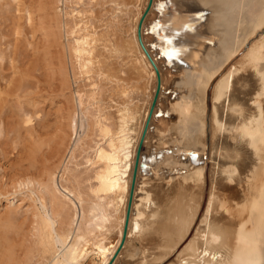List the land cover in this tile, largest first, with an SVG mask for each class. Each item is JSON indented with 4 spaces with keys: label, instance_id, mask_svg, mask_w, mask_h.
I'll list each match as a JSON object with an SVG mask.
<instances>
[{
    "label": "bare ground",
    "instance_id": "6f19581e",
    "mask_svg": "<svg viewBox=\"0 0 264 264\" xmlns=\"http://www.w3.org/2000/svg\"><path fill=\"white\" fill-rule=\"evenodd\" d=\"M13 1L16 12L21 9L28 10L24 0ZM53 1L58 3L61 0ZM199 2L203 6L197 5L196 0L168 2L152 0L150 13L154 17L148 19L147 24L143 23V28L150 29L149 35H152V41H157L155 46L147 45L150 55L159 68L174 63L173 66L181 73L178 87L183 86L185 90L184 95H180L174 103V109L178 113L176 135L162 133L158 141L160 146L154 149L150 146L146 155L143 153L139 156L126 239L140 233L150 203L153 202L152 195L147 189L142 192V196L136 198L139 175L145 170L144 167L148 172L154 173L162 165L166 171L177 170L186 181L183 191H186L188 207L177 216V219H174L172 231L169 230L171 236H174V243L169 241L171 250L194 227L191 236L183 244L184 247L180 248L184 253L182 251L177 255L175 253L176 256L168 264H264L262 247V244L264 245V0H199ZM209 14L212 17L206 18L205 16ZM203 26L205 29H202ZM143 28L142 30H146ZM74 33H77L76 30ZM256 33L261 34L259 41L253 42L254 44L247 49L245 47L246 52L244 51L242 57L240 54L241 58L239 57L237 63L239 66L230 72L228 70L226 75L218 78L219 81L216 79L218 83L215 85L217 88H214L216 90L214 100L212 101L211 96V108L207 107L205 95L208 85L216 76L224 74V71L220 72L224 69L225 63L236 56V53L243 52L245 43L249 44ZM145 35L146 40L142 41L148 44L151 37L148 38L146 33ZM71 40L73 44L70 50L77 60L79 69L83 73L90 72L92 67L90 42L87 37L80 34ZM141 58L147 65L144 53H141ZM147 67L149 68L150 65ZM193 89L201 94L200 99L204 101L202 106H196L197 112H192L195 105H193L195 93L191 92ZM78 93L77 105L82 106L84 103L82 95ZM34 103L30 101L32 106ZM82 109L85 108L82 106ZM82 109L80 112L88 120L86 117L88 112ZM74 111L68 117L70 135L72 132L77 135V128L83 127L82 116L79 117L81 120L78 124ZM34 118L35 122H33ZM119 118L121 119L118 121L120 123L118 132L113 130L112 123L106 115L95 118L92 124L89 122L86 124L90 130L93 129L92 125L100 138L94 144L90 163L96 165L92 176L94 183L88 186L92 197H88V205L84 208L82 203L86 199L83 192L77 186L70 187L68 183L66 184L67 180L62 177L63 173L68 171V167H64L60 175L61 181L58 183L54 170L50 169L49 163L58 154L59 144L63 142L62 125L60 126L57 121L50 122L39 110L31 109L26 113L24 121L31 138L29 151L32 152L31 155H36L33 159L38 162V171L34 172V177L29 176L31 178L26 179L25 182L21 180L31 185L32 193H36L35 200L38 199L40 204L36 212L33 211L34 219L33 223L31 222L39 256L51 253L53 263H107L109 249L114 250L116 244L107 246L101 237L94 242L95 238H92L91 233L103 229L102 227H105L113 216L115 221L120 220L118 237L121 238L133 158L136 153L134 144L137 142L130 138L131 133L126 129L130 119L123 115ZM194 120L197 126L192 123ZM135 123L137 125L138 122ZM140 123L142 122H139V126ZM187 131L190 132L187 134ZM81 140L82 138L78 136L74 147L79 146ZM205 154H207L206 160ZM207 158L215 159V162L210 164V168L205 167L208 164ZM86 160L90 161L91 158L87 157ZM192 161L198 163L194 165L191 164ZM191 169L193 171L186 174V171ZM77 179L75 178L74 182H77ZM135 200L140 202V206ZM67 204H70L72 206L70 209L73 210L68 216L67 226L56 228L58 216ZM195 220L198 222L194 226ZM91 239H93L91 242L93 249L88 250L90 249L88 242ZM165 244L164 242V246ZM169 248L159 252L155 250L160 256L159 259L175 250L174 248L170 251ZM12 253L13 251L11 255ZM30 253L32 254L33 251L31 250ZM25 257L26 262L29 256L25 255ZM93 258L96 259L95 263H92ZM168 260L169 258L162 264H166Z\"/></svg>",
    "mask_w": 264,
    "mask_h": 264
},
{
    "label": "rangeland",
    "instance_id": "374dc122",
    "mask_svg": "<svg viewBox=\"0 0 264 264\" xmlns=\"http://www.w3.org/2000/svg\"><path fill=\"white\" fill-rule=\"evenodd\" d=\"M52 1L24 0L28 10L21 9L16 12L13 0H0V264H5V262L6 264H63L61 262L53 263L51 253H46L43 255L44 257L37 253L36 238L32 230L34 219L32 213L36 212L40 204L38 199L35 200L36 193H32L31 185H27L21 180L23 179L25 182L26 179L34 177V172L38 171V162L33 159L36 155H31L32 152L29 151L31 138L24 121L26 113L31 109L39 110L46 115L50 122L57 121L60 126L62 125L61 127L64 129L62 132L63 142L59 144L58 154L49 163V165L51 164L50 169L54 170L58 183L61 181L60 175L64 167H68V171L66 170L62 177L67 180H65L66 184L68 183L70 187L77 186L83 192L86 201L82 203V206L86 208L88 197H92L88 186L94 183L92 176L96 168V165L90 164L93 147L100 138L93 130L94 127L91 125L93 129L90 130L86 124L88 122L92 124L95 118L106 115L109 122L112 123L113 130L118 132V124H120L118 121L121 119L119 117L123 115L126 118L127 116L129 120L132 113L131 119L127 120L126 129H129L131 133L130 138L137 141L135 143L131 140L135 143L137 152L157 85L156 72L152 73L155 70L145 54L147 65L142 61L141 53L144 52L138 41V25L142 23L140 28H143V23L147 24L150 18L154 17L150 13L151 5L147 9L149 0H61L58 3ZM196 1L197 5L203 6L199 0ZM205 17L210 18L212 15L209 14ZM142 28L140 29L141 38L145 41V33L149 38L150 29L144 27L143 29L146 28V30H142ZM202 29L205 27L203 26ZM75 30L78 34L74 33ZM79 34L87 37L91 44L89 47L92 50L90 54L92 67L88 73H83L79 69L77 60L70 50L71 44H73L71 39ZM150 37L151 40L149 39L148 44H144L146 49L147 45L155 46L157 43V41H152V35ZM260 37L261 34L256 33L252 37V43H245L243 52L236 53L235 58L233 57L229 60L230 62L225 63L224 69L220 72L224 71V74L216 76L210 82L205 95V97L207 96L205 98L207 107L211 108L210 98L212 96V101L214 100L216 91L214 88H217L215 85L219 79L226 75L228 70L230 72L239 66L237 63L240 60V54L242 57L244 51L246 52L245 47L247 49L251 44L257 43ZM205 45L208 48V43ZM154 62L156 64L155 60ZM149 65L150 70L147 67ZM166 65L159 68L156 64L158 70L160 69V90L150 117V127L148 126L150 130L147 129L149 130V132L146 131L148 135L146 137L145 134L142 140L141 155L143 153L146 155L150 146H153V149L160 146L158 141L162 133L176 135L178 113L174 109V103L180 95H184L185 88L178 87L181 73L173 66L174 63ZM214 80L216 81L213 83ZM191 92L195 93V97H193L195 111L192 109V112H197L196 106H202L204 101L200 99L201 94L198 91L193 89ZM77 93L82 95L84 102L82 106L85 109L77 105ZM158 99L159 101H157ZM30 101L35 102V105L32 106ZM80 109L88 112L86 114L88 120L83 117ZM72 111L75 112L78 124L81 116L83 118V127L77 128V135L74 132L70 135L68 128V117ZM35 121L34 118L33 122ZM135 121L138 122L137 125ZM195 121L192 123L197 126ZM139 122H142L140 123L142 127L139 126ZM92 130L93 132H91ZM136 130L140 131L139 134ZM78 136L82 140L79 146L74 147ZM134 156L136 157V153ZM87 157H90L91 160L87 161ZM206 157L207 154H205V160ZM214 160L207 158L208 164L205 167L210 168V164H213ZM197 163L191 162L194 165ZM144 169L139 175L136 198L142 196V192L147 189L152 195L151 201L153 200V202L150 203L148 215L140 233L130 236L131 238L128 237V240L125 236L124 245L110 264H159L169 258L166 262L168 264L179 251H182L183 244L187 242L194 230L192 227L185 238L178 244L176 243L177 245L174 244L176 247L173 246L172 250L177 249L176 255H174L175 250H171V242L169 243L170 240L174 243V236H171L170 231H172L174 219H177V216L186 211L188 207L186 191H183L186 181L183 180L184 178L180 176L179 172L177 173V170L166 171L162 165L154 173L148 172L146 167ZM192 171L193 169L187 170L186 174ZM75 178H78L77 182H74ZM131 179L132 173L130 184ZM135 201L140 206V202ZM70 208L72 206L67 204L61 210L58 222L55 224L56 228L67 226L68 216L73 211ZM56 211L59 212L58 209ZM114 218L110 217V221L108 220L106 226L102 227L105 231L100 229L102 233L99 230L91 233L93 234L92 238L95 239L88 242L90 243L88 250L93 249L91 242H95L99 237L104 240L107 246L116 244L114 250L109 249L106 264L118 249L122 239V236L120 239L118 237L121 228L120 220L115 221ZM197 222L195 220L194 226ZM99 232L103 235L98 234ZM94 233L98 234V237ZM167 245L170 246L168 248L172 253L169 251L170 254L159 259L160 256L157 252L163 251L165 248L167 250ZM262 247L264 248L263 244ZM6 248H10V252H7ZM31 250L34 255L30 253ZM12 251L13 255H11ZM182 252L184 253V251ZM6 254L11 257L9 258ZM25 255L29 256L26 262ZM170 255L172 257H169ZM89 258L91 259V257ZM95 262L96 259L93 258L92 263Z\"/></svg>",
    "mask_w": 264,
    "mask_h": 264
},
{
    "label": "water",
    "instance_id": "95a60500",
    "mask_svg": "<svg viewBox=\"0 0 264 264\" xmlns=\"http://www.w3.org/2000/svg\"><path fill=\"white\" fill-rule=\"evenodd\" d=\"M150 1L148 2V6H147V9L150 7ZM140 25L141 23L138 25V41H139V44H140V47L142 48L144 54L146 55V57L148 58L150 64L153 66L155 72H156V77H157V85H156V89H155V92H154V97H153V102H152V105H151V108H150V111H149V114H148V117H147V120L145 122V125H144V128H143V131H142V136H141V139H140V143L138 145V149H137V152H136V157H135V162H134V166H133V172H132V179H131V184H130V188H129V193H128V198H127V204H126V212H125V219H124V225H123V235H122V239H121V242L119 244V247L118 249L116 250V252L113 254V256L111 257V259L109 260L108 264H110L114 257L116 256V254L118 253V251L120 250V248L122 247L123 243H124V240H125V236H126V231H127V227H128V222H129V217H130V213H131V209H132V202H133V196H134V189H135V182H136V176H137V168H138V159H139V156H140V152H141V147H142V140L146 134V131L148 129V126H149V121H150V117H151V114H152V110H153V106H154V103L158 97V94H159V90H160V73H159V70L154 62V60L152 59V57L150 56L149 52L147 51L143 41H142V38H141V31H140ZM175 252H177V249L175 250ZM174 252V253H175ZM173 253V254H174ZM172 254V255H173ZM172 255H170L169 257H172ZM168 259V258H167ZM166 261V259L164 260ZM164 261L160 262L159 264H162L164 263Z\"/></svg>",
    "mask_w": 264,
    "mask_h": 264
}]
</instances>
